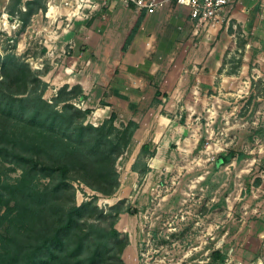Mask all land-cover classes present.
I'll return each mask as SVG.
<instances>
[{"label": "rangeland", "instance_id": "rangeland-1", "mask_svg": "<svg viewBox=\"0 0 264 264\" xmlns=\"http://www.w3.org/2000/svg\"><path fill=\"white\" fill-rule=\"evenodd\" d=\"M44 1L46 10L13 36L16 56L45 71L44 99L50 102L67 81L83 80L93 92L75 105L91 110L92 125L111 115L116 126L131 118L139 125L116 163L120 186L112 197L74 183L76 205L94 196L103 210L125 201L130 212L114 226L127 239L122 264H264V20L254 1L239 0L214 24H195L188 58L154 59L155 93L130 96L134 112L118 106L107 84L115 54L123 51L130 63L128 47L110 49V62L106 51L99 57L81 51L85 44L71 36L82 20L68 17L72 9L63 0ZM9 10L10 0H0V19ZM5 43L0 31L2 54ZM143 144L153 156L140 178L131 166ZM222 154H232L225 165L218 162Z\"/></svg>", "mask_w": 264, "mask_h": 264}, {"label": "trees", "instance_id": "trees-1", "mask_svg": "<svg viewBox=\"0 0 264 264\" xmlns=\"http://www.w3.org/2000/svg\"><path fill=\"white\" fill-rule=\"evenodd\" d=\"M45 10L44 0H10L7 13L17 12L20 36L30 17ZM16 41L6 39L8 50H0V264H122L127 239L114 226L130 212L125 201L103 210L94 196L76 205L74 183L112 197L120 186L116 163L138 125L116 126L115 115L92 125L91 110L75 105L85 99L79 85L44 99L45 71L16 56ZM152 156L143 144L132 172L143 177Z\"/></svg>", "mask_w": 264, "mask_h": 264}, {"label": "crops", "instance_id": "crops-1", "mask_svg": "<svg viewBox=\"0 0 264 264\" xmlns=\"http://www.w3.org/2000/svg\"><path fill=\"white\" fill-rule=\"evenodd\" d=\"M79 19L83 23L76 24V33L71 38H76V43L82 40L81 43L85 44V47H82L81 51L87 49L97 57L106 51L109 57L107 62H110L112 56L110 49L128 47L125 56L130 58V63L123 61V51H120L119 55L115 54L111 62L114 70H118L120 75L116 78L114 70L111 74V68L110 70L108 68L107 84H111V97L118 106L124 105L126 110L132 109L133 112V104L136 103H133L130 96H139L144 90L155 93V89L149 86L150 81L155 79L154 59L166 58L169 62H173L175 58H188L189 54L184 55V53L191 47L198 33L196 22L189 17V9L175 2L168 3L161 10L151 14L134 7H123L117 0H109L107 7L85 10ZM130 34L131 38L127 40ZM82 55L86 56L85 53ZM85 62L91 63L88 58ZM92 71L100 73L96 69ZM96 78L94 75L93 79ZM77 83L81 86L83 94H92L93 91H90V87L86 88L83 80ZM66 84L72 86L68 81ZM122 96L125 100L119 99ZM131 120L137 123L134 118Z\"/></svg>", "mask_w": 264, "mask_h": 264}, {"label": "built area", "instance_id": "built-area-1", "mask_svg": "<svg viewBox=\"0 0 264 264\" xmlns=\"http://www.w3.org/2000/svg\"><path fill=\"white\" fill-rule=\"evenodd\" d=\"M124 7H134L139 11L146 13H155L168 3L175 2L178 5L185 6L189 9V17L192 21L200 24H214L224 10L232 8L238 0H117ZM258 7L260 18L264 20V0H252ZM65 5L69 7L71 12L68 17L80 18L85 10H98L99 8L107 7L109 0H63ZM49 8H52L49 6ZM25 11V8H22ZM49 11V9H48ZM53 13V8L52 12ZM2 28L0 31L6 33V39L9 43H13L14 33L21 26V22L17 16L12 17L7 13L1 15ZM12 32V33H11ZM79 107V106H77ZM243 264V263H237ZM262 264V263H259Z\"/></svg>", "mask_w": 264, "mask_h": 264}]
</instances>
